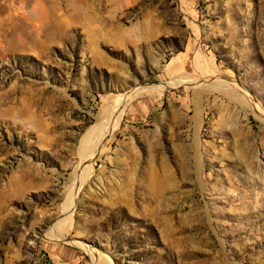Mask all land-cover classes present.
Returning a JSON list of instances; mask_svg holds the SVG:
<instances>
[{
  "label": "rangeland",
  "instance_id": "1",
  "mask_svg": "<svg viewBox=\"0 0 264 264\" xmlns=\"http://www.w3.org/2000/svg\"><path fill=\"white\" fill-rule=\"evenodd\" d=\"M0 264H264V0H0Z\"/></svg>",
  "mask_w": 264,
  "mask_h": 264
},
{
  "label": "bare ground",
  "instance_id": "2",
  "mask_svg": "<svg viewBox=\"0 0 264 264\" xmlns=\"http://www.w3.org/2000/svg\"><path fill=\"white\" fill-rule=\"evenodd\" d=\"M153 88L156 89L159 92H164L168 88V86H165V87L153 86ZM122 110H120L119 106H116V108H113V109L107 111V116L105 117L106 118L105 121L103 120V122H100V124H99L101 126V129L97 133V136H96V142H98V144L101 143V145H103L115 133V131L118 129L120 121H118L117 119L116 120H112L110 115H111V113H117V112L121 114ZM107 123H111V124L108 127H106ZM88 145L89 144H87L86 146H88ZM96 153H97V150L93 149L92 154L90 156V160H92L94 158V155ZM89 167H90V171H89V174H88V178L92 175L93 165L91 164ZM81 173H82V171L79 170V168H78L77 176H76L77 179H75L76 181H79V179L81 178ZM74 187H76V186H74ZM78 190H79V187H76V190L75 191L73 190V192L71 193L70 198L68 200L69 207L71 206V203L74 206V204H75V196H76V193L78 192ZM74 192H76V193H74ZM73 194H75V195H73Z\"/></svg>",
  "mask_w": 264,
  "mask_h": 264
}]
</instances>
